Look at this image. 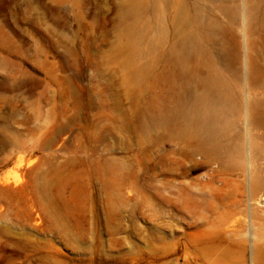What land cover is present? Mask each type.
<instances>
[{
  "label": "rangeland",
  "instance_id": "1",
  "mask_svg": "<svg viewBox=\"0 0 264 264\" xmlns=\"http://www.w3.org/2000/svg\"><path fill=\"white\" fill-rule=\"evenodd\" d=\"M197 1L0 0V264H264V0Z\"/></svg>",
  "mask_w": 264,
  "mask_h": 264
},
{
  "label": "bare ground",
  "instance_id": "2",
  "mask_svg": "<svg viewBox=\"0 0 264 264\" xmlns=\"http://www.w3.org/2000/svg\"><path fill=\"white\" fill-rule=\"evenodd\" d=\"M200 1V2H199ZM197 1V3L194 5V10L195 11H201L200 10V3L202 2V0H199ZM215 1V0H214ZM204 2H206L204 0ZM218 2V1H217ZM204 5V4H203ZM202 6V5H201ZM203 8V6H202ZM207 15V14H206ZM210 16V15H209ZM182 18L186 21V22H190L192 20H200L202 19L200 14L199 13H196L194 14V16H190V15H182ZM213 28V26H211ZM215 29V27H214ZM192 34V33H191ZM191 41L190 39L188 38V41L185 43V48H188L189 45H190ZM187 50V49H186ZM208 80V79H207ZM217 86V85H216ZM222 86V84H221ZM198 91V90H197ZM232 98V97H231ZM231 100V99H230ZM228 103H229V100H228V97L225 96L224 94H220L219 97L217 98H214L212 96H210L209 94L207 93H204L203 95H201L199 98H197L193 103H192V106L190 107L189 111L190 113L188 114V112L186 111L184 114H188L187 116L190 117V119H192L193 122H191L193 125H200L206 129H209V131H215L216 128H217V125L220 123L219 120L220 118L222 117V115H224V109H226L228 107ZM171 110V109H170ZM163 124V123H162ZM221 125V123H220ZM222 126V125H221ZM220 127V126H218ZM219 130V129H217ZM208 133V132H207ZM226 134V133H225ZM222 135V134H221ZM211 136V135H210ZM215 136V135H214ZM225 136V135H224ZM209 138V137H208ZM211 141V140H210ZM215 141V140H214ZM212 144V143H211ZM216 144V143H215ZM239 153V152H238ZM243 153V152H242ZM203 155L204 158L208 161V162H212L213 164V161H216L215 158L217 157V154H218V150L217 148H213L212 149V152H209L208 154L204 155L205 153H202V152H197L196 155ZM254 158V157H253ZM262 158V157H261ZM260 158V159H261ZM242 160V159H241ZM262 160V159H261ZM251 163V162H250ZM256 163V162H255ZM210 164V165H212ZM252 165V164H251ZM254 166V165H253ZM252 169V168H251ZM245 170V169H244ZM248 170V169H247ZM253 170V169H252ZM218 171V170H217ZM213 173V172H212ZM241 173V172H240ZM245 175V174H243ZM252 178L254 180V183H256L257 186H261L263 183H264V177L262 176V173L258 170H254L252 172ZM249 177V176H248ZM255 204H262L260 200H257V201H252L249 200L248 201V210L252 211L255 209ZM264 205V204H262ZM264 207V206H263ZM176 210V209H175ZM249 214V213H248ZM251 218V217H250ZM252 219V218H251ZM252 222V220H251ZM264 226V225H263ZM208 237H209V234H208ZM207 237V238H208ZM214 239V238H213ZM209 240V239H208ZM203 242V241H202ZM216 242H219V241H216ZM209 243V242H208ZM207 243V244H208ZM227 243V242H226ZM214 244V243H213ZM218 244V243H217ZM222 244V243H221ZM209 245V244H208ZM216 245V244H215ZM219 245V244H218ZM224 245V244H223ZM205 246V245H204ZM239 246V245H238ZM211 247V246H210ZM208 246V248H210ZM207 249V247H205ZM205 248H203L205 250ZM218 248V247H217ZM202 249V251H203ZM228 250V249H227ZM243 250V249H242ZM201 251V252H202ZM232 251V250H231ZM230 251V252H231ZM205 254L203 256L206 257V252L203 251ZM243 252V251H242ZM211 253V252H210ZM210 253L208 252V256L210 255ZM244 253V252H243ZM213 254V253H212ZM217 254V252H216ZM215 254V255H216ZM220 254V253H219ZM227 254V253H226ZM230 254V253H229ZM218 255V254H217ZM219 256V255H218ZM229 255L227 254V257ZM210 257V256H209ZM212 257H214L212 255ZM231 257V256H230ZM230 257L229 260H230ZM218 258V257H217ZM220 258V257H219ZM218 258V259H219ZM234 258V257H233ZM217 259V260H218ZM221 259V258H220ZM216 260V259H214ZM236 260V259H234ZM233 260V261H234ZM228 261V260H227ZM218 263L215 262V264ZM228 263V262H227ZM220 264V263H219ZM237 264V263H236Z\"/></svg>",
  "mask_w": 264,
  "mask_h": 264
}]
</instances>
